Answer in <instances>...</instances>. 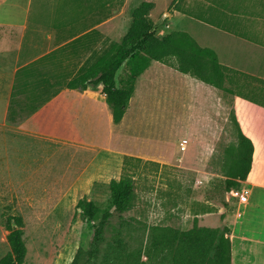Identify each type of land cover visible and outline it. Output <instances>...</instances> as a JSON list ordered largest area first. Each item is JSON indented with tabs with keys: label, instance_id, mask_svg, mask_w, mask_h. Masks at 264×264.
<instances>
[{
	"label": "crops",
	"instance_id": "1",
	"mask_svg": "<svg viewBox=\"0 0 264 264\" xmlns=\"http://www.w3.org/2000/svg\"><path fill=\"white\" fill-rule=\"evenodd\" d=\"M95 1L68 0V10L63 11L58 0H0L2 177L11 176L12 162H22L16 170L32 173L27 178L50 177L54 193L85 196L108 187L112 179H120L128 156L160 165L182 163L192 167L189 164L205 157L209 145L211 149L216 147L208 142L213 140L212 134L206 133L219 125L216 117L219 105L223 106L222 90L171 65L153 60L137 77L119 123L113 120L102 84L84 90L68 87L72 79L122 40L131 25L134 8L143 1L153 2L151 17L158 5V0H122L115 7L112 0H99L97 5ZM170 5L166 13L156 12L160 22L154 28L161 25L159 37L173 31L189 33L187 28L198 21L264 48V41L232 30L200 10L194 15ZM107 9H111L110 13L102 15L101 11ZM257 33L261 34L260 29ZM218 59L264 80V57L254 69ZM117 75L120 86L122 77L117 79ZM172 102L175 109H170ZM232 102L242 131L254 143L252 168L244 180L249 186V200L239 203L230 234L234 243L232 264H264V105L242 96H234ZM188 110L192 115L197 111L206 114L201 125L206 133L192 134L195 140L191 146L185 141H180V146L177 140L163 141L155 133L159 130V115L176 111L175 117L179 116L181 122ZM187 120L181 126L185 131ZM182 144H186L185 149ZM45 146L53 148L49 154L55 157L51 155L52 161L47 158L43 163ZM48 161L50 167L46 169ZM58 171L62 172L55 173ZM241 205H247L245 212ZM237 218H243L239 233Z\"/></svg>",
	"mask_w": 264,
	"mask_h": 264
},
{
	"label": "rangeland",
	"instance_id": "2",
	"mask_svg": "<svg viewBox=\"0 0 264 264\" xmlns=\"http://www.w3.org/2000/svg\"><path fill=\"white\" fill-rule=\"evenodd\" d=\"M98 1H95L96 5L99 4ZM121 1L112 0V6H117ZM171 1L158 0L155 11L166 13ZM58 2L60 10H68V0ZM100 2L102 3V0ZM90 3L92 4L93 0ZM170 7L183 9L194 15L200 10L201 14L210 15V19L212 16L232 30L245 33L251 39L264 41V0H178ZM110 11L111 9H107L101 11V14H109ZM156 12L150 17L154 26L160 22ZM96 18L97 16H92L93 20H97ZM194 22L191 28H187L189 33L198 39L199 43L213 47L221 61L234 62L249 69H254L258 62H262L264 48H258L218 27H207L198 21ZM259 29L261 34L258 35ZM160 30L161 25L155 30L157 35H162ZM200 34L205 38H201ZM128 68V65H124L118 72L117 79L126 77ZM236 72L229 74L233 76L234 82H226L228 87L234 88V94L221 91L223 106L219 105L217 110L216 119L219 125L216 129L207 133L204 131L201 125L206 114L202 111L193 115L189 110L186 112V131L181 128L182 121L186 118L183 119L182 116L180 122L179 116L175 117L176 111H167L158 116L159 130L155 133L162 136L163 141L177 140L179 146L180 141H185L191 146L195 140L192 134L201 136L206 133L212 134L213 140L209 139L208 142L215 143L216 147L211 149L209 145L204 152L205 157L195 164L188 163L192 167L182 163L160 165L140 159L130 160L126 168H122V174L130 173L135 179L134 205L128 211L119 213L111 208L107 186L98 188V193L85 196L54 193L51 188L53 179L47 176L27 178L26 175L32 173L24 174L16 170L22 162H12L11 167L14 170L11 171L10 177L4 178L0 173V259L11 250L7 239V218L20 216L23 219V238L27 246L24 264H71L79 247L88 249L92 240L93 224L101 220V216L95 221L82 219L80 211L76 209V204L82 197L93 199L104 210L110 209L113 212L105 229L98 256L92 264H105L106 255L115 236L121 237L134 253L141 250V261L146 264H159L156 255L153 254L152 258L147 255L149 230L151 226L156 225L180 231L190 230L195 226L219 228L226 231V236L231 237L233 218L236 217L239 205V199L231 192L249 189L244 181H241L240 186L228 189L231 159L227 155V149L238 144V121L232 98L242 96L264 104V81L243 71ZM170 109H175L173 102ZM52 149L46 146L43 148V163L47 158L52 161L53 155L49 154ZM190 151L189 148L188 152ZM209 154L211 157H208ZM49 167L48 161L46 169ZM255 198L253 195V202ZM246 206L241 205L240 209L245 212ZM120 215L124 216V219H120ZM242 221L243 218H237L238 233L241 231ZM231 245H234L232 239Z\"/></svg>",
	"mask_w": 264,
	"mask_h": 264
},
{
	"label": "trees",
	"instance_id": "3",
	"mask_svg": "<svg viewBox=\"0 0 264 264\" xmlns=\"http://www.w3.org/2000/svg\"><path fill=\"white\" fill-rule=\"evenodd\" d=\"M177 2L178 0H173L171 6ZM153 8L154 3L149 1H143L134 8L131 25L122 40L113 44L90 68L68 83L69 88L81 90L102 84L115 123H119L125 115L137 77L153 60L171 65L178 71L220 90L231 94L235 91L234 88L228 87L226 82L232 81L233 76L229 74L237 73L236 69L222 64L215 50L201 46L188 32L173 31L159 37L150 19ZM124 65L129 66L128 74L121 78V85L118 86L116 75ZM237 124L238 144L227 149V155L231 159L228 189L240 186L241 181L248 178L253 162L254 143L242 131L238 122ZM134 159L139 160L126 157L123 168ZM108 188L111 208L119 213L133 208L135 179L132 174L124 173L120 179H112ZM76 209L80 211L83 220L95 221L101 216L100 222L93 224V235L88 249L79 247L71 263L92 264L98 256L105 229L113 212L110 209L104 210L96 201L87 197L78 200ZM119 217L124 219L122 215ZM7 229L11 250L0 259V264H24L27 246L23 238V219L20 216H9ZM225 234L226 231L219 228L195 226L190 230L180 231L168 226H151L147 255L149 258H152L153 254L156 255L159 264H232L231 239ZM112 242L105 264H112L114 261L116 264H146L140 260L141 250L134 253L121 237L115 236Z\"/></svg>",
	"mask_w": 264,
	"mask_h": 264
},
{
	"label": "built area",
	"instance_id": "4",
	"mask_svg": "<svg viewBox=\"0 0 264 264\" xmlns=\"http://www.w3.org/2000/svg\"><path fill=\"white\" fill-rule=\"evenodd\" d=\"M185 147L186 144H182V149H185ZM231 193L239 199V203L245 204L249 200V190L246 188L241 190H233Z\"/></svg>",
	"mask_w": 264,
	"mask_h": 264
},
{
	"label": "water",
	"instance_id": "5",
	"mask_svg": "<svg viewBox=\"0 0 264 264\" xmlns=\"http://www.w3.org/2000/svg\"><path fill=\"white\" fill-rule=\"evenodd\" d=\"M14 229H16V225H14Z\"/></svg>",
	"mask_w": 264,
	"mask_h": 264
}]
</instances>
